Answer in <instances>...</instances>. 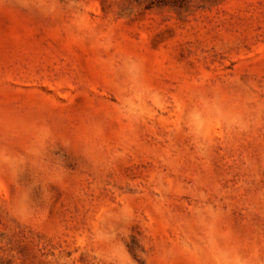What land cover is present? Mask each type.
I'll return each instance as SVG.
<instances>
[{
    "label": "rangeland",
    "instance_id": "374dc122",
    "mask_svg": "<svg viewBox=\"0 0 264 264\" xmlns=\"http://www.w3.org/2000/svg\"><path fill=\"white\" fill-rule=\"evenodd\" d=\"M0 264H264V0H0Z\"/></svg>",
    "mask_w": 264,
    "mask_h": 264
}]
</instances>
